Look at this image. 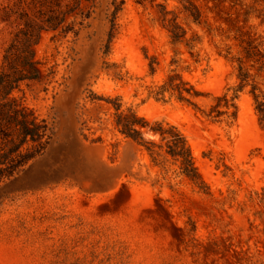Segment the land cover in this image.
I'll use <instances>...</instances> for the list:
<instances>
[{
	"label": "rangeland",
	"instance_id": "rangeland-1",
	"mask_svg": "<svg viewBox=\"0 0 264 264\" xmlns=\"http://www.w3.org/2000/svg\"><path fill=\"white\" fill-rule=\"evenodd\" d=\"M83 3V26L42 34L44 80L14 93L53 137L0 182V264H264V128L226 52L240 32L264 49V0ZM14 29L0 17V66ZM172 76L203 94L196 107ZM224 94L237 118L206 117ZM117 108L176 126L204 184L158 135L144 130L163 146L150 153L119 133Z\"/></svg>",
	"mask_w": 264,
	"mask_h": 264
},
{
	"label": "trees",
	"instance_id": "trees-1",
	"mask_svg": "<svg viewBox=\"0 0 264 264\" xmlns=\"http://www.w3.org/2000/svg\"><path fill=\"white\" fill-rule=\"evenodd\" d=\"M0 17L14 29L9 44L4 50L0 66V182L11 179L24 169L32 160L42 155L52 137L53 127L49 122L39 121L33 111H29L14 93L22 86L42 82L43 73L36 56V46L44 32L68 34L73 32L78 17L90 18V12H84L83 0H19L14 5L0 9ZM82 19V20H83ZM235 45L228 47L227 56L232 55L236 63L237 87L241 93L248 89L260 125L264 128V92L258 81H264V49L256 44L246 33L234 38ZM233 49L236 52L233 54ZM180 101L196 107L190 97L203 94L187 88L180 77H169L165 82ZM235 97L224 94L216 98V104L210 107L206 117L216 122L225 118H237ZM115 125L123 136L138 146L153 152L154 148H163L154 141L146 140L144 130L148 129L160 137L166 154L180 164L181 173L196 185H203L199 171L194 163L191 146L185 135L174 125L157 123L152 126L145 118L131 111L117 108ZM24 147H29L25 152Z\"/></svg>",
	"mask_w": 264,
	"mask_h": 264
}]
</instances>
